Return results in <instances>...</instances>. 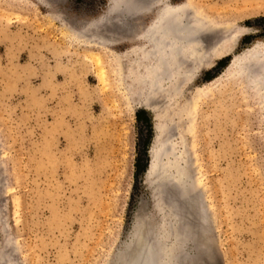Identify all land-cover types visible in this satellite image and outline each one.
<instances>
[{"label":"rangeland","instance_id":"rangeland-1","mask_svg":"<svg viewBox=\"0 0 264 264\" xmlns=\"http://www.w3.org/2000/svg\"><path fill=\"white\" fill-rule=\"evenodd\" d=\"M124 1L0 0V264H116L140 218L158 240L164 136L199 229L166 239L178 264H264V0H170L204 52L156 85L136 52L157 8Z\"/></svg>","mask_w":264,"mask_h":264},{"label":"bare ground","instance_id":"bare-ground-1","mask_svg":"<svg viewBox=\"0 0 264 264\" xmlns=\"http://www.w3.org/2000/svg\"><path fill=\"white\" fill-rule=\"evenodd\" d=\"M136 1L138 2V0ZM146 1L147 2H145L144 5L141 2L139 4L136 3L137 5H134L135 7L128 5V7L131 8L130 11L133 10L135 13L141 11L151 12L156 8L158 10L155 12V18L153 19L151 25L144 28L137 36L138 39L143 41L145 44L140 47V52H135L136 54H140L142 56V62L145 65V68H147L149 78L154 85L158 82L161 84H165L167 82L172 83L175 71L176 73L185 71V68L182 67L184 63L183 60L186 62L189 58L191 59L192 56L197 55L198 53L203 54L204 51L202 48L204 45L202 44V40L197 34V31L195 32L194 30L195 27L192 25V19L189 12L190 10L188 11L187 7L172 4L170 0ZM118 3H120V0ZM118 3L116 5L114 3V11L119 8ZM119 11L122 10L120 9ZM120 21L123 23L124 19L123 21L122 19L119 20V22ZM79 31L80 33H85L84 29ZM91 34L93 35V38L89 39L95 41L112 39L111 36H104L105 34L96 30ZM259 55V52L258 54L255 52L254 57ZM253 66L255 67V64ZM253 66L247 63L241 67L243 70H250V72L254 73L256 71L253 70ZM260 70L261 72L259 73L263 76L264 69L262 68ZM168 138L169 137L165 136L164 138L161 137L158 140L159 142L157 147L152 151V164L150 165V172L153 175L156 174L155 178L158 179V184H156L157 193L159 196L163 194L162 197L166 203L165 207H167L165 209H168V212L170 211L171 217L168 219L172 222L171 226L173 224L176 226H173L174 229L176 228V231L173 227H165L158 235V240H154V237L156 238L157 234L153 226L151 227V224H148L146 219H137L130 240L125 244L124 249L118 254L116 264H178L179 257L181 258L182 256L186 257L189 255L184 253L178 254L175 251V246L170 242L168 243L171 245L168 244L166 239L175 236L177 243L180 244L182 242H180L181 239H178L179 236H182L183 241H185L184 236L187 235L192 236V240H199V229H190V227H188L189 230H186L187 228L185 231L182 229L183 226L185 228L193 222V213L191 211L193 210L192 207H194V204L190 206L193 202L189 203V199L191 198L190 196L192 195L189 194V196L188 193L185 192V189L188 188V175L190 174H188L186 170L180 168L177 163L169 160L163 163L161 160L164 156L166 158V151L169 150V147L167 146V140H169ZM170 175H173V178H171ZM159 189L162 191L161 195L158 192ZM169 221L168 223L170 224ZM179 227H181V230ZM160 238H162V240H160ZM176 246L177 248L180 247V245Z\"/></svg>","mask_w":264,"mask_h":264},{"label":"trees","instance_id":"trees-1","mask_svg":"<svg viewBox=\"0 0 264 264\" xmlns=\"http://www.w3.org/2000/svg\"><path fill=\"white\" fill-rule=\"evenodd\" d=\"M255 22L259 23L260 24L259 28H261L264 31V16L256 18ZM248 23H252V21ZM231 59H232V55H227L219 61V65L224 67L230 63ZM144 168H145V165H144Z\"/></svg>","mask_w":264,"mask_h":264},{"label":"water","instance_id":"water-1","mask_svg":"<svg viewBox=\"0 0 264 264\" xmlns=\"http://www.w3.org/2000/svg\"><path fill=\"white\" fill-rule=\"evenodd\" d=\"M160 179V178H159ZM158 180V179H157ZM160 181V180H159ZM174 187V186H173ZM206 249H209L208 247H206Z\"/></svg>","mask_w":264,"mask_h":264}]
</instances>
